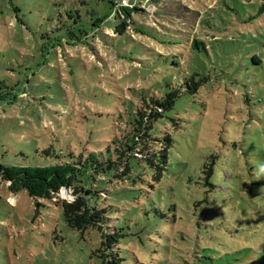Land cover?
<instances>
[{"label":"rangeland","instance_id":"1","mask_svg":"<svg viewBox=\"0 0 264 264\" xmlns=\"http://www.w3.org/2000/svg\"><path fill=\"white\" fill-rule=\"evenodd\" d=\"M116 1L0 0V82L16 95L0 100V164L92 152L117 162L135 110L178 90L126 156L145 158L147 142L166 163L130 157L82 177L99 185L101 230L66 225L59 204L72 189L34 199L0 177V264H101L114 232L105 262L119 251L125 264H264L260 1Z\"/></svg>","mask_w":264,"mask_h":264},{"label":"trees","instance_id":"2","mask_svg":"<svg viewBox=\"0 0 264 264\" xmlns=\"http://www.w3.org/2000/svg\"><path fill=\"white\" fill-rule=\"evenodd\" d=\"M260 1L259 11H264V0ZM111 7L117 6L116 0H109ZM126 15H129L135 7H122ZM187 90L190 88L187 86ZM179 94L178 90H173L166 93L163 97H151L148 102L143 101V105L135 110V118L133 129L131 130V137L126 139L125 145L116 150L117 162H114L109 156V159H102L95 152L89 153L86 157L79 156L75 160L61 159L59 161L51 162L43 165H3L0 164V177L7 183L10 192L16 193L20 190H25L26 193L34 198H47L56 194L61 188L72 189L73 201L68 202L65 199L60 201V208L62 210L63 220L66 225L77 231H83L88 228H97L101 230L104 225L105 216L102 209H98L90 203L92 197H97L100 189L99 185H92L87 187L82 177L88 175L95 178L94 174L102 175L105 170L117 169L119 163L127 165L130 157L136 158L138 161H145L153 165L155 161H160L162 164L166 163L167 154L166 149L163 148L155 152L153 144L142 142V152L146 155L145 158H137L136 156H127V153L134 149L138 144L135 142L139 131L144 130V136L152 138L149 135V130L152 127L153 121L162 117L164 110L173 105L175 97ZM16 95L11 91V87L0 82V100L8 102L14 100ZM163 108L162 112H157V108ZM142 141V140H141ZM150 148V149H149ZM110 151V149H107ZM73 156V155H72ZM126 157V158H125ZM121 165V164H120ZM212 162L205 163L202 168V174L205 184L212 186L209 178L213 172ZM123 234L114 232L113 234H103V240L100 247L96 251L101 258V264H125L121 253H117L112 257L111 262H105L102 258L107 256L105 251L112 245L119 243L120 237ZM199 259V257H198ZM183 264H187L184 260Z\"/></svg>","mask_w":264,"mask_h":264},{"label":"built area","instance_id":"3","mask_svg":"<svg viewBox=\"0 0 264 264\" xmlns=\"http://www.w3.org/2000/svg\"><path fill=\"white\" fill-rule=\"evenodd\" d=\"M127 0H121V3L126 4Z\"/></svg>","mask_w":264,"mask_h":264}]
</instances>
